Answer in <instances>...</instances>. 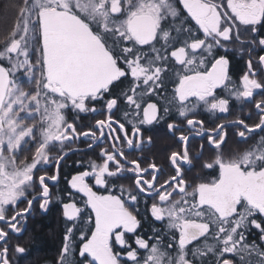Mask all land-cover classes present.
I'll return each mask as SVG.
<instances>
[{
	"label": "snow or ice",
	"instance_id": "6c2138e0",
	"mask_svg": "<svg viewBox=\"0 0 264 264\" xmlns=\"http://www.w3.org/2000/svg\"><path fill=\"white\" fill-rule=\"evenodd\" d=\"M9 18L0 264H19L29 218L54 203L56 264H264V0H4ZM160 126L176 141L171 171L144 155ZM230 132L250 146L225 155ZM90 152L62 177L70 154Z\"/></svg>",
	"mask_w": 264,
	"mask_h": 264
},
{
	"label": "flooded vegetation",
	"instance_id": "af4514ba",
	"mask_svg": "<svg viewBox=\"0 0 264 264\" xmlns=\"http://www.w3.org/2000/svg\"><path fill=\"white\" fill-rule=\"evenodd\" d=\"M232 64L230 67V72L233 75V78L236 76H239L241 72L244 69V60L243 58L239 56L233 55L231 57ZM223 116H227L228 114H222ZM237 115L243 116V112H236L233 111V114L229 117L230 119H235ZM198 119L205 120L206 124L208 121L214 119L209 114L201 113L198 117ZM68 119H73V114L68 113ZM82 122H87L90 117L81 115L80 117ZM146 136H152L154 145L151 147L150 150H146L144 152L145 156L150 157L152 160H154L159 166L163 167L165 171H171L170 168H168V149L172 148L176 141L171 138L167 133L166 129L163 126H160L159 128L147 130L145 133ZM258 139V137H257ZM239 138L235 137L231 134H229V138L226 141V147H224L225 155H229L231 153H238L246 150L250 144H242L238 142ZM203 143L202 139L199 137H194L192 139V144L194 145V151L198 150L199 144ZM251 143V141H250ZM78 147H83V145H77ZM210 155V153H205V158ZM96 159V156L94 153H87V154H70L69 157L66 158V165H62V177L68 176L70 174H74V172L77 170L78 165L76 164L77 161H82V166L87 167L88 159ZM199 173V168L197 167L193 172L189 173V180L192 179V177ZM122 183H128L127 181H122ZM67 187L66 182L62 179L61 183L59 185V189L63 190ZM53 191L55 192L56 189L54 188ZM35 207V206H34ZM51 222L54 227L59 228V234L60 237L57 241V247L55 248V251L51 254H45L41 257L35 255L34 248H35V238L36 233L40 231L44 225ZM65 219L62 217V206L60 203H54L47 214H41L39 209L37 208L36 213L33 217H30L26 226V231L22 234V237L20 238L19 242L27 248L29 251L19 258V264H56L58 254L61 249L62 245V239L65 229ZM45 225V226H46ZM143 231L149 232L150 231V224L144 223L143 224ZM151 227H157L160 228V224L151 225ZM258 233L255 229L249 234V240L257 239ZM15 242V241H14Z\"/></svg>",
	"mask_w": 264,
	"mask_h": 264
},
{
	"label": "trees",
	"instance_id": "16d2710c",
	"mask_svg": "<svg viewBox=\"0 0 264 264\" xmlns=\"http://www.w3.org/2000/svg\"><path fill=\"white\" fill-rule=\"evenodd\" d=\"M4 0H0V4H2ZM10 24V18L7 23L0 22V36L3 35L4 31ZM46 225V224H45ZM36 233L35 238V255L41 257L45 254H51L55 251L57 247V241L60 237V230L58 227H54V225L49 222L46 226Z\"/></svg>",
	"mask_w": 264,
	"mask_h": 264
}]
</instances>
